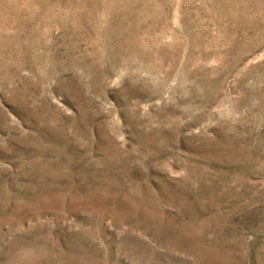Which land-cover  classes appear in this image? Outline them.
Instances as JSON below:
<instances>
[{"label": "rangeland", "instance_id": "rangeland-1", "mask_svg": "<svg viewBox=\"0 0 264 264\" xmlns=\"http://www.w3.org/2000/svg\"><path fill=\"white\" fill-rule=\"evenodd\" d=\"M0 264H264V0H0Z\"/></svg>", "mask_w": 264, "mask_h": 264}]
</instances>
